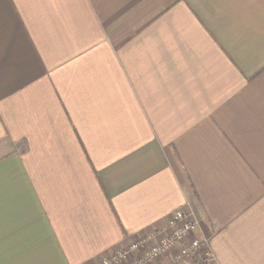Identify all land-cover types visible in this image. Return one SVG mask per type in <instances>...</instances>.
I'll use <instances>...</instances> for the list:
<instances>
[{
  "label": "crops",
  "instance_id": "obj_1",
  "mask_svg": "<svg viewBox=\"0 0 264 264\" xmlns=\"http://www.w3.org/2000/svg\"><path fill=\"white\" fill-rule=\"evenodd\" d=\"M187 205L264 264V0H0V264H96Z\"/></svg>",
  "mask_w": 264,
  "mask_h": 264
},
{
  "label": "built area",
  "instance_id": "obj_2",
  "mask_svg": "<svg viewBox=\"0 0 264 264\" xmlns=\"http://www.w3.org/2000/svg\"><path fill=\"white\" fill-rule=\"evenodd\" d=\"M199 227L195 212L187 205L163 226L96 264H218L209 242L197 236Z\"/></svg>",
  "mask_w": 264,
  "mask_h": 264
}]
</instances>
